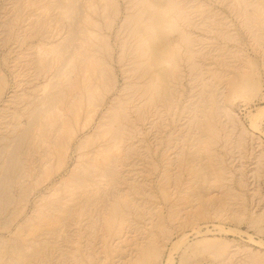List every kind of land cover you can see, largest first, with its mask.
<instances>
[{
    "label": "rangeland",
    "instance_id": "1",
    "mask_svg": "<svg viewBox=\"0 0 264 264\" xmlns=\"http://www.w3.org/2000/svg\"><path fill=\"white\" fill-rule=\"evenodd\" d=\"M67 2L0 0V264H264V0Z\"/></svg>",
    "mask_w": 264,
    "mask_h": 264
},
{
    "label": "bare ground",
    "instance_id": "2",
    "mask_svg": "<svg viewBox=\"0 0 264 264\" xmlns=\"http://www.w3.org/2000/svg\"><path fill=\"white\" fill-rule=\"evenodd\" d=\"M70 1H72V0H68V2H70ZM73 1H74V0H73ZM144 1H145V0H144ZM68 2H67V3H68ZM73 3H74V2H73ZM72 5H73V4H72ZM150 5H151V4H150ZM68 6H69V8H70L71 3H69ZM71 8H73V7H71ZM143 9H144V8H143ZM139 13H141V12H139ZM144 14H145V12H144ZM142 15H143V14H142ZM83 17H84V16H83ZM174 21H175V20H173V22H174ZM139 23H140V21H139ZM144 24H145V23H144ZM146 24H147V23H146ZM91 25H92V24H91ZM78 26H79V25H78ZM94 26H95V25H94ZM81 28H82V26H81ZM81 28H79V29H81ZM87 28H88V27H87ZM90 28H91V26H90ZM82 29H83V28H82ZM85 29H86V28H85ZM85 29H84V31L87 30V29H86V30H85ZM151 29H152V28H151ZM70 31H72V30H70ZM77 32H78V31H77ZM86 32H87V31H86ZM96 32H97V31H96ZM71 33H72V32H71ZM80 33L82 34V30L80 31ZM83 33H84V32H83ZM84 34H87V33H84ZM84 34H83V35H84ZM88 34H89V33H88ZM90 34H91V33H90ZM136 34H137V33H136ZM71 36H72V35H71ZM78 36L80 37L79 34H78ZM74 37H75V36H74ZM91 37H92V36H91ZM141 38H142V35H141ZM84 39H85V38H83V41H84ZM86 39H88L87 35H86ZM70 40H71V38H70L68 41H70ZM74 40H76V39H74ZM77 40H78V42H79V39H77ZM86 41H87V40H85L84 42H86ZM94 41H95V40H94ZM69 43H72V42H69ZM75 43H76V41H75ZM75 43H74V44H75ZM146 43H147V42H146ZM85 44H86V43H85ZM88 44H89V43H88ZM141 44H142V43H141ZM68 45H69V44H67V46H68ZM71 45H73V43H72ZM86 45H87V44H86ZM90 46H91V45H90ZM141 46H142V45H141ZM144 46H145V45H144ZM144 46H143V47H144ZM147 46H148V44H147ZM69 47H70V46H69ZM76 47L79 49L77 43H76ZM93 47H95L94 49H96V46H95V45H94ZM70 48H71V47H70ZM72 48H73V47H72ZM80 48H82V47H80ZM89 48H90V47H89ZM176 48H177V47H176ZM67 49H69V48H67ZM67 49H66V50H67ZM83 49H84V51H85V48H83ZM73 50H74V49H73ZM139 50H141V49H139ZM71 51H72V50H71ZM86 51H87V50H86ZM171 51H172V50H171ZM79 52H82V50L79 51ZM141 52H142V51H141ZM148 52H149V51H148ZM68 53H69V51H68ZM70 53H71V52H70ZM70 53H69V54H70ZM73 53H74V52H73ZM73 53H72V55L74 56ZM82 53H83V52H82ZM82 53H81L80 55H84V54H82ZM84 53H85V52H84ZM86 53H87V52H86ZM86 53H85V55H86ZM142 53H143V52H142ZM172 53H174V52H172ZM175 53H176V51H175ZM87 54H90V53L88 52ZM176 54H177V53H176ZM77 55H78V54H77ZM80 55H79V56H80ZM92 55H95V53L92 54ZM92 55H91V56H92ZM145 55H146V54H145ZM173 55H174V54H173ZM67 56H69V55H67ZM70 57H71V56H70ZM74 57H75V56H74ZM82 57H83V56H82ZM84 57H85V56H84ZM86 57H88V56L86 55ZM86 57H85V58H86ZM145 57H146V56H145ZM68 58H69V57H68ZM68 58H67V61H68ZM79 58H80V57H79ZM79 58H78V59H79ZM91 58H92V57H91ZM91 58H90V60H91ZM146 58H147V57H146ZM150 58H151V57H150ZM150 58H149V60H150ZM172 58H173V57H172ZM75 59H76V58H75ZM83 60H84V59H83ZM142 61H143V60H142ZM174 61H175V60H174ZM81 62H82V60L79 61V63H81ZM86 62L88 63V60H87ZM90 62H91V61H90ZM98 62H99V61H97V63H98ZM147 62H148V61H147ZM147 62H146V63H147ZM73 63H75V61H74ZM79 63H78V65H79ZM84 63H85V62H82L81 64L83 65ZM91 63H92V62H91ZM100 63H101V62H100ZM146 63H145V64H146ZM75 64H77V63H75ZM85 64H86V63H85ZM145 64H144V65H145ZM150 64H151V63H150ZM67 65H68V64H67ZM82 65H80V68H81ZM144 65H142V67H143ZM94 66H95V65H94ZM147 66H148V65H147ZM147 66H146V67H147ZM70 67H71V66H70ZM75 67H76V66H75ZM86 67H87V66H86ZM90 67H92V66H90ZM146 67H145V68H146ZM148 67H149V66H148ZM73 68H74V66H73ZM80 68H79V69H80ZM82 68L85 69V66L82 67ZM82 68H81V69H82ZM149 68H150V67H149ZM173 68H174V67H173ZM74 69H75V68H74ZM74 69H73V72H74ZM143 70H144V69H143ZM143 70H142V71H143ZM151 70H152V69H151ZM151 70H149L150 72L148 71V73H151V72H152ZM91 71H92V69H91ZM87 72H88V71H87ZM143 72H144V71H143ZM68 73H70V72H68ZM75 73H76V72H75ZM77 74H78V72H77ZM86 74H87V73H86ZM96 74H97V73H96ZM99 75H100V74H99ZM142 75H144V74H142ZM145 75H146V74H145ZM85 76H86V75H85ZM101 76H102V74L100 75V77H101ZM149 76H150V75H149ZM82 77H83V76H82ZM143 77H144V76H143ZM71 78H72V77H71ZM77 78H78V77H77ZM69 79H70V78H69ZM95 79H96V78H95ZM70 80H71V79H70ZM93 84H94V83H93ZM151 84H152V83H151ZM92 87H93V86H92ZM60 92H61V91H60ZM51 94H53V93H51ZM51 94H50V95H51ZM54 94H58V93H54ZM59 94H60V93H59ZM88 94H89V93H88ZM57 96H58V95H56V97H57ZM59 96H60V95H59ZM44 97H45V96H44ZM45 98H46V97H45ZM59 98H60V97H59ZM49 99L54 101V102H51V103H55L54 97H53L52 95L50 96ZM40 102H41V101H40ZM33 103H34V100H33ZM46 103H48V102H46ZM47 105H49V104H47ZM45 108H47V107H45ZM43 110H46V109H43ZM43 110H42V111H43ZM76 110H77V109H76ZM35 111H36V110H35ZM35 111H34V112H35ZM42 111H41V113H42ZM47 111H48V110H47ZM47 111H46V112H47ZM34 112H33V113H34ZM29 113H30V112H29ZM44 113H45V112H44ZM263 113H264V107L261 108L260 110H258V113H257L256 115H254V117H255V116H256V117H257V116L259 117V115H260V117H261V114L263 115ZM66 114H67V113H66ZM66 114H65V115H66ZM79 114H80V113H79ZM38 115H40V113H38ZM43 115H44V114H43ZM68 115H69V114H68ZM68 115H67V116H68ZM70 115H71V114H70ZM43 117H44V116H43ZM72 117H73V116H72ZM59 118H60V117H59ZM252 118H253V117H252ZM32 119H33V117H32ZM35 119H36V118H35ZM37 119H38V118H37ZM116 119H117V118H116ZM257 119H258V118H257ZM259 119H260V118H259ZM70 121H71V120H70ZM117 121H118V119H117ZM31 122H33V121H31ZM34 122H35V121H34ZM65 123H66V122H65ZM29 124H30V123H29ZM37 125H38V122H37ZM35 126H36V125H35ZM31 127H32V126H31ZM60 127H61V125H60ZM110 127H112V126H110ZM70 128H71V127H70ZM68 129H69V128H68ZM106 129H107V128H106ZM109 129H110V128H109ZM63 130H65V129H63ZM59 132H60V131H59ZM61 132H63V131H61ZM110 132H111V130H110ZM67 133H68V132H67ZM119 133H120V132H119ZM119 133H115V134H117V136H118ZM61 136H62V135H61ZM119 136H120V135H119ZM119 136H118V137H119ZM102 137H103V136H101V138H102ZM114 137H115V136H114ZM21 138H22V137H21ZM23 138H24V137H23ZM59 138H60V137H59ZM18 139H19V138H18ZM27 139H28V138H27ZM65 139H66V138H65ZM22 140H23V139H22ZM54 140H55V139H54ZM60 140H61V139H60ZM60 140H59V141H60ZM106 140H107V139H106ZM106 140H105V141H106ZM24 141H27V140H24ZM100 141H101V140H100ZM100 141H99V142H100ZM111 141H112V140H111ZM18 142H19V141H18ZM20 142H21V141H20ZM56 142H57V141H56ZM67 142H68V141H67ZM102 142H104V141H102ZM52 143H53V142H52ZM100 143H101V142H100ZM19 144H20V143H19ZM55 144H56V143H55ZM57 144H59V143H57ZM63 144H64V143H63ZM107 144H108V143H107ZM51 145H52V144H51ZM59 145H60V144H59ZM68 145H69V144H68ZM102 145H103V144H102ZM102 145H100V146H102ZM108 145H109V144H108ZM52 146H53V145H52ZM96 146H98V145H96ZM18 147H19V146H18ZM20 147H21V146H20ZM53 147H54L55 150H56V147H55V146H53ZM57 147H59V146H57ZM63 147H64V146H63ZM69 147H71V146H69ZM51 148H52V147H51ZM93 148H94V147H93ZM97 148H98V147H97ZM97 148H96V149H97ZM99 148H100V147H99ZM46 149H47V148H46ZM46 149H45V150H46ZM15 150H16V149H15ZM20 150H21V149H20ZM20 150H19V152H20ZM49 150H50V149H49ZM60 150H61V149H60ZM60 150L58 149V152H56V153H59ZM100 150H102V149H99V150H97V151H100ZM46 151H47V150H46ZM53 151H54V150H53ZM44 152H45V151H44ZM48 152H50V151H48ZM48 152H45V153L47 154ZM22 153H23V152H22ZM45 153H44V155H45ZM65 153H66V152H65ZM93 153H94V152H93ZM93 153H92V154H93ZM52 154H54V153H52ZM63 154H64V153H63ZM90 154H91V153H90ZM92 154H91V155H92ZM95 154H96V153H95ZM98 154H100V152H98ZM17 155H18V154H17ZM59 155H60V154H59ZM59 155H58V156H59ZM65 155H66V154H65ZM91 155H90V156H91ZM20 156H21V155H19L18 157H20ZM45 156H46V155H45ZM49 156H50V155H49ZM49 156H48V154H47V157H49ZM51 156H52V155H51ZM92 156H94V155H92ZM102 156H103V155H102ZM84 157H85V156H83L82 158H84ZM96 157H97V156H96ZM20 158H21V157H20ZM22 158H23V157H22ZM43 158H44V157H43ZM43 158H42V159H43ZM91 158H92V157H91ZM93 158H94V157H93ZM93 158H92V159H93ZM108 158H109V157H108ZM9 159H10V158H9ZM49 159H51V158H49ZM15 160H16V158H15ZM47 160H48V159H47ZM47 160H46V161H47ZM87 160H88V159H87ZM102 160H103V159H102ZM18 161H19V165L22 167V168H20L19 170L22 171V169H24L23 166H25V165H23V164H24L25 162H24V160H23V163H22L23 166H22V165L20 164V160H18ZM18 161L16 160V162H18ZM41 161H43V160H41ZM46 161H45V162H46ZM48 161H50V160H48ZM61 161H62V160H61ZM91 161H93V160H91ZM91 161H89V162H91ZM108 161H109V160H108ZM21 162H22V161H21ZM45 162H44V163H45ZM82 162H83V161H82ZM103 162H104V161H103ZM103 162H102V163H103ZM44 163H43V165H42L43 167H44ZM46 163H47V162H46ZM46 163H45V164H46ZM99 163H100V162H99ZM104 163H105V162H104ZM108 163H109V162H108ZM16 164H18V163H16ZM19 165H18V166L16 165V166L19 167ZM49 165H50V164H49ZM49 165H48V166H49ZM13 167H14V169H13ZM25 167H26V166H25ZM60 167H61V166H60ZM104 167H105V166H104ZM26 168H27V167H26ZM26 168H25V169H26ZM37 168H38V167H36V169H37ZM39 168H40V167H39ZM49 168H50V167H49ZM91 168H92V167H91ZM101 168H102V167H101ZM28 169H29V168H28ZM11 170H12V172H13V170L16 171L14 165L12 166V169H11ZM42 170H43V169H42ZM50 170H51V169H50ZM83 170H84V169H83ZM96 170H97V169H96ZM8 171H9V170H8ZM20 171H19V172H20ZM24 171H25V170H23V172H24ZM27 171H28V170H27ZM34 171H35V170H34ZM36 171H38V170H36ZM80 171H82V170H80ZM12 172H11V173H12ZM85 172H86V171H85ZM13 173H15V172H13ZM16 173H17V172H16ZM46 173H47V172H46ZM76 173H78V172H76ZM93 173H94V172H93ZM100 173H101V172H100ZM28 174H29V173H28ZM79 174H80V173H79ZM82 174H83V172H82ZM82 174H81L80 176H82ZM84 174H85V173H84ZM19 175H20V174H19ZM25 175H26V173H25ZM35 175H36V174H35ZM37 175H38V174H37ZM76 175H77V174H76ZM85 175H86V174H85ZM87 175H88V174H87ZM87 175H86V176H87ZM94 175H95V174H94ZM6 176H7V175H6ZM38 176H39V175H38ZM86 176H85V179L87 178ZM28 177H29V176H28ZM73 177H74V176H73ZM95 177H96V176H95ZM97 177H98V176H97ZM71 178H72V177H71ZM88 178H89V177H88ZM73 179H75V177H74ZM76 179H77V178H76ZM76 179H75V180H76ZM80 180H81V179H80ZM89 180H90V178H89ZM92 180H93V177H92ZM92 180H91L89 183H91ZM94 180H96V179L94 178ZM94 180H93V181H94ZM1 181H2V180H1ZM67 181H68V180H67ZM77 181H78V180H77ZM7 183H8V182H7ZM62 183H63V182H62ZM67 183H68V182H67ZM73 183L76 184L75 182H73ZM68 184H69V183H68ZM74 184H73V185H74ZM89 185H91V184H89ZM87 187H88V186H87ZM77 188H78V184H77ZM78 189H79V188H78ZM90 189H91V188H90ZM84 190H85V189H84ZM78 191H79V190H78ZM82 192H83V190H82ZM69 193H70V190H69ZM72 193H73V192H72ZM76 193H77V192H76ZM76 193H75V194H76ZM81 194H83V193H81ZM87 194H88V193H87ZM66 195H67V194H66ZM83 195H84V194H83ZM83 195H82V196H83ZM76 196H77V195H76ZM88 196H90V195H88ZM86 197H87V196H86ZM86 197H85V198H86ZM61 200H62V199H61ZM61 200H59V202H61ZM83 200H84V199H83ZM55 201H57V200H55ZM80 201H81V200H80ZM63 202H64V201H63ZM64 203H65V202H64ZM64 203H63V204H64ZM51 204H52V203H51ZM60 206H61V204H60ZM45 207H46V206H45ZM51 207H52V206H51ZM54 207H55V206H54ZM62 207L65 208V206H62ZM66 207H69V206H66ZM56 208H57V206H56L54 209H56ZM49 209H50V208H49ZM49 209H47V212H46V213H48V210H49ZM54 209H53V210H54ZM62 209H63V208H62ZM50 210H51V209H50ZM50 210H49V212L52 211V210H51V211H50ZM54 211H55V210H54ZM41 215H42V214H41ZM42 216H44V215H42ZM48 221H49V220H48ZM251 239H252V238H251ZM175 244H176V243H175ZM175 246H176V245H175ZM154 252H155V251H154ZM148 253H149V252H148ZM151 253H153V252H151ZM153 254L155 255L156 253H153ZM146 255L149 256L148 254H146ZM143 256H144V255H143ZM145 257H146V256H145ZM145 259H146V258H145ZM145 259H144V260H145ZM150 259H151V258H150ZM150 259H149V260H150ZM137 261H138V260H137ZM146 261H147V260H146ZM170 261H171V260H170ZM138 262H139V261H138ZM138 262H136V263H138ZM144 262H145V261H144ZM144 262H143V259H142V263H144ZM147 263H148V261H147ZM149 263H150V262H149ZM150 264H151V263H150Z\"/></svg>",
    "mask_w": 264,
    "mask_h": 264
}]
</instances>
